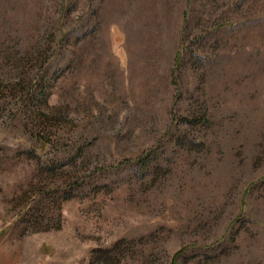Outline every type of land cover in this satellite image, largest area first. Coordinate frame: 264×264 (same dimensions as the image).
<instances>
[{
	"label": "rangeland",
	"instance_id": "374dc122",
	"mask_svg": "<svg viewBox=\"0 0 264 264\" xmlns=\"http://www.w3.org/2000/svg\"><path fill=\"white\" fill-rule=\"evenodd\" d=\"M0 264H264V0H0Z\"/></svg>",
	"mask_w": 264,
	"mask_h": 264
}]
</instances>
